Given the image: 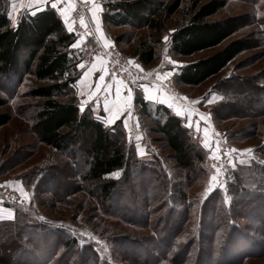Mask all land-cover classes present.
Here are the masks:
<instances>
[{
    "label": "rangeland",
    "instance_id": "obj_1",
    "mask_svg": "<svg viewBox=\"0 0 264 264\" xmlns=\"http://www.w3.org/2000/svg\"><path fill=\"white\" fill-rule=\"evenodd\" d=\"M111 1L125 0H99L103 6ZM154 1L169 5L174 0ZM207 1L180 0L179 8L164 22L162 41L157 48L158 61L150 63L152 67L146 69L137 62L136 56L131 55L142 41L152 42L150 32L145 28L105 26L107 43L103 47L96 46L99 50L115 46L143 70L160 74L161 77L157 78L162 85V81L168 78L174 82L176 65L182 66L206 57L235 38L248 37L251 43L258 42L257 47L237 55L218 74L202 84L176 85L181 92L180 97L173 96L160 85L168 98L179 101L176 104L164 101L167 108L181 119L183 126L204 150V170L196 180L189 181L187 171L176 167L169 156L170 150L159 135L148 130L150 122L147 119L142 117L134 126L124 128L135 147L136 156L143 160L157 157L165 172L184 188L193 216L184 224L182 232L186 233L197 232L199 215L210 193L221 192L222 197H213L218 204L229 202L231 197L226 194V184L231 181L232 172L239 170V177L247 183L245 187L251 189L254 188V177L248 175L264 169V0H225V6L209 19L237 16L240 20L236 31L218 46L189 57H173L170 52L167 56L162 54L164 46L169 44L171 33L188 22L191 6ZM33 10L23 11L32 13L35 12ZM10 13L8 9V17H11ZM116 37H121L120 42L115 41ZM93 61L101 64L103 73L105 71L108 76L124 84L130 82L107 73L103 55L92 57L89 62L84 60V63L90 65ZM35 84V79L29 74L21 80H0V98L6 101L0 112L11 115L10 121L0 127V189L4 190L0 193V200L11 208L13 217L15 209L22 208L43 233L42 237L26 234L22 247H28L30 252L21 254V264H37L36 258L38 264H139L132 253L141 256L142 262L148 256L150 260V255H153L155 259H151L150 264H213L220 252L217 246L213 257L204 253L205 245L202 253L195 251L185 261H177L179 258L176 257L173 262L161 258L162 252H155L154 246L149 243L143 248L138 246L140 237L151 234L150 224H143V201L139 200L138 214L134 213L129 200L117 201L113 198L101 204L95 197L94 188L81 181L78 164L74 165V161L63 153L55 152L37 140L32 121V109L37 100L29 94ZM120 174V171H115L109 177L117 178ZM6 192H9L7 197L13 202H7ZM249 203L251 205L242 209L245 214L237 219L251 235L249 245H232L236 252L226 257L228 262L225 264H264V223L250 217L254 202ZM123 207L130 211L128 216L124 215L126 210L121 211ZM260 215L264 219V205ZM152 221L153 217L149 219L150 223ZM208 221L211 224L210 218ZM65 236L75 241L71 250L65 245V240H60ZM2 238L0 235V243L4 242ZM14 252L15 248L5 252L0 250V258L6 262Z\"/></svg>",
    "mask_w": 264,
    "mask_h": 264
},
{
    "label": "trees",
    "instance_id": "obj_2",
    "mask_svg": "<svg viewBox=\"0 0 264 264\" xmlns=\"http://www.w3.org/2000/svg\"><path fill=\"white\" fill-rule=\"evenodd\" d=\"M225 3V0H209L191 6L188 22L170 35V55L189 57L214 48L230 37L239 25V17L209 19ZM104 6V25L145 28L150 32L152 42L142 41L131 52L139 64L147 66L158 59L157 48L162 41L164 22L179 8L180 0L169 5L154 0L111 1ZM120 40L121 37L115 38V41ZM75 41V34L67 30L52 7L47 6L36 15L23 11L13 26L8 17V0H0V80H21L26 74L35 79L37 84L29 94L37 100L32 109L37 140L53 151L63 153L74 161V165L78 164L81 181L94 188L95 197L101 204L113 198L129 200L134 213L138 214L139 200L143 201V224H150L151 234L140 237L138 246L141 248L149 243L155 252H162L161 258L173 262L176 257L179 258L177 261H185L195 251L202 253L205 245L204 253L213 257L217 246L220 252L213 264L227 263L226 257L236 252L232 245H249L251 235L237 219L245 214L242 209L251 205L250 201L254 202L250 217L264 223L260 215L264 205V169L248 175L254 177V188L251 189L245 187L247 183L239 177V170L232 172L231 181L226 184V194L231 197L229 202L218 204L213 197H222L221 192L210 193L204 200L197 232H182L184 224L193 216L190 213L191 202L180 183L165 172L157 157L143 160L136 156L135 147L129 141L121 120L107 126L89 107H80L73 84L79 75L77 64L83 52L72 48ZM257 44L251 43L248 37L235 38L218 51L180 66L174 82L178 86H198L218 74L237 55L257 47ZM5 104V99L0 98V108ZM134 104L138 120L143 117L150 122L148 130L159 135L170 150L169 156L176 167L187 171L189 181L196 180L204 170V150L183 126L181 119L166 106L145 100L137 89ZM10 119L8 112H0V127ZM115 171H120V176L109 177ZM124 210V215L128 216L130 211L123 207L121 211ZM14 212L12 219L0 221V235L4 240L0 243V250L5 252L15 248L6 262L0 258V263L4 264H21V254L30 252L28 247H22L26 234L43 236L37 229L41 227L29 220L27 212L22 208H16ZM151 217L152 223L149 222ZM209 218L211 224L208 223ZM60 240H65L68 249L74 247V239L65 236ZM132 256L139 264H150V260L155 259L150 255V260L148 256L142 262L141 256L133 253ZM35 261L38 264L37 258Z\"/></svg>",
    "mask_w": 264,
    "mask_h": 264
},
{
    "label": "crops",
    "instance_id": "obj_3",
    "mask_svg": "<svg viewBox=\"0 0 264 264\" xmlns=\"http://www.w3.org/2000/svg\"><path fill=\"white\" fill-rule=\"evenodd\" d=\"M77 1L79 0H49L47 4H44L43 0H8V9L11 12L9 19L11 18V22L13 19L18 21L24 9L33 8V11H37L49 6L56 8L55 11L62 18L67 30L71 31L70 14ZM90 2L92 4L86 18V27L92 32L95 46L103 47L107 43L106 25L102 20L104 6L99 0H90ZM80 41V39H76L72 45L76 52L80 50ZM180 66L181 64L176 65L174 73H177ZM148 67L152 66H145L146 69ZM77 68L79 75L73 84V88L80 107H89L93 114L107 126L113 125L118 120L122 121L124 128L137 124L138 114L135 112L136 105L134 104L136 89L140 91L145 100L152 103H161L168 107L164 101L168 102L169 100L172 104L179 102L173 97L168 98L166 91L161 88L160 79L157 78L161 75L154 74L153 70L147 72L141 68L139 75L129 83L124 84L108 76L105 71L103 73V66L98 62L93 61L90 65H86L82 57ZM5 205L0 200V220L12 219L13 217V211Z\"/></svg>",
    "mask_w": 264,
    "mask_h": 264
},
{
    "label": "built area",
    "instance_id": "obj_4",
    "mask_svg": "<svg viewBox=\"0 0 264 264\" xmlns=\"http://www.w3.org/2000/svg\"><path fill=\"white\" fill-rule=\"evenodd\" d=\"M91 8L89 0H80L76 2L70 14L71 31L75 34L76 39H80V50L83 52V61L89 62L92 57L104 56L105 68L107 73L117 76L125 82L133 80L141 73V68L134 64L130 57L122 54L115 46L110 45L103 50H99L95 46L92 32L86 27V18ZM169 44H166L162 49L163 56L169 53ZM162 86L166 91L175 97H180L181 92L171 78L162 81ZM0 189V193H3ZM7 202H13L10 197H7L9 192H6Z\"/></svg>",
    "mask_w": 264,
    "mask_h": 264
},
{
    "label": "snow or ice",
    "instance_id": "obj_5",
    "mask_svg": "<svg viewBox=\"0 0 264 264\" xmlns=\"http://www.w3.org/2000/svg\"><path fill=\"white\" fill-rule=\"evenodd\" d=\"M43 2H44V4H47V3L49 2V0H43ZM57 6H58V5H57ZM53 9H56V8H53ZM39 11H41V9H39ZM39 11L32 12L31 14H32V15H36L37 12H39ZM12 23H13V26H16L17 21H16L15 19H13V20H12ZM211 102H212V101H211ZM82 107H83V106H82ZM204 120H207V117L204 116ZM214 190H215V188L212 189V191H214Z\"/></svg>",
    "mask_w": 264,
    "mask_h": 264
}]
</instances>
